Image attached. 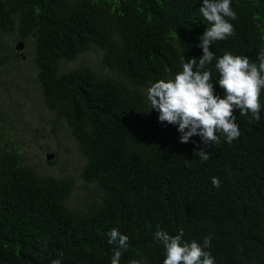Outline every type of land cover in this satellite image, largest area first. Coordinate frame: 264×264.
Listing matches in <instances>:
<instances>
[{
  "label": "trees",
  "instance_id": "obj_1",
  "mask_svg": "<svg viewBox=\"0 0 264 264\" xmlns=\"http://www.w3.org/2000/svg\"><path fill=\"white\" fill-rule=\"evenodd\" d=\"M201 7L203 0H0V32L32 38L42 104L64 121L84 159L80 179L92 185V201L70 207V178L40 175L20 153L0 151V264H111L112 229L129 238L120 264H163L157 225L170 236L183 230L184 241L202 248L210 237L204 250L214 264H264V89L260 120L234 110L240 136L227 143L217 133L219 143L208 146L199 136L180 143L177 126L159 122L147 99L150 82L202 57L197 45L209 25ZM231 8L233 34L210 51L255 62L264 51V0H231ZM90 46L101 50L95 70L59 72ZM215 63L205 70L223 97Z\"/></svg>",
  "mask_w": 264,
  "mask_h": 264
},
{
  "label": "clouds",
  "instance_id": "obj_2",
  "mask_svg": "<svg viewBox=\"0 0 264 264\" xmlns=\"http://www.w3.org/2000/svg\"><path fill=\"white\" fill-rule=\"evenodd\" d=\"M199 12L209 25L199 37L197 45L202 50V57L182 63V70L171 78L150 82L147 99L150 108L159 113V122L177 126L180 143H188L191 137L199 136L205 146L212 145L219 143L217 133H221L225 141L231 143L240 136L234 110L238 109L241 116L251 114L249 123L260 120L264 51L259 53L255 62L246 56L233 55L227 51L222 57H214L210 46L233 34V25L225 18L235 20L236 13L231 8V0H203ZM214 58L215 70L219 74L217 82L223 90V97L215 94L210 82L211 70H205ZM196 153L201 160H209L210 154L203 149ZM211 183L219 187L220 180L213 177ZM157 229L154 239L163 247V264H214L210 252L204 250L211 247L210 237L204 238L202 248L195 241H184L183 230L170 236L159 230V225ZM108 236V244L114 245L111 264H120L123 252L129 247V238L117 229L110 230ZM51 264H61V259H52ZM129 264L140 262L132 259Z\"/></svg>",
  "mask_w": 264,
  "mask_h": 264
},
{
  "label": "rangeland",
  "instance_id": "obj_3",
  "mask_svg": "<svg viewBox=\"0 0 264 264\" xmlns=\"http://www.w3.org/2000/svg\"><path fill=\"white\" fill-rule=\"evenodd\" d=\"M0 57V151L20 153L40 175L70 178L69 206L82 208L92 201V185L86 188L80 179L84 159L64 121L55 119L42 104L32 38L20 40L16 28L0 32ZM100 57L101 50L90 46L73 61L59 63V72L79 66L95 70Z\"/></svg>",
  "mask_w": 264,
  "mask_h": 264
},
{
  "label": "water",
  "instance_id": "obj_4",
  "mask_svg": "<svg viewBox=\"0 0 264 264\" xmlns=\"http://www.w3.org/2000/svg\"><path fill=\"white\" fill-rule=\"evenodd\" d=\"M19 48V45L15 47V50ZM50 157L49 156H46V159H49Z\"/></svg>",
  "mask_w": 264,
  "mask_h": 264
}]
</instances>
